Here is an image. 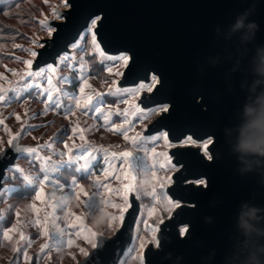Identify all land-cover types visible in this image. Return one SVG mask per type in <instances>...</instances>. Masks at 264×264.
Segmentation results:
<instances>
[{
  "label": "water",
  "instance_id": "95a60500",
  "mask_svg": "<svg viewBox=\"0 0 264 264\" xmlns=\"http://www.w3.org/2000/svg\"><path fill=\"white\" fill-rule=\"evenodd\" d=\"M69 2L72 9L58 8L70 12L69 23L41 60H50L90 16L102 13L98 39L112 55L130 52V78L156 71L162 83L157 85L156 102L170 105L171 115L158 112L146 123L149 128L144 127L141 138H155L163 127L182 134L181 139L193 134V139L201 138L196 145H185L190 149L188 180L177 187L178 167L168 175L173 180L163 185L162 194L168 193L179 203L159 200L166 215L148 223L140 239L145 245L140 250L144 264H264V154L246 147L264 140V126L258 123L264 116V0ZM148 107L155 108V104ZM14 138L18 144H5L0 151V197L8 170L21 167V156L42 151L40 142H22L18 133H12L9 140ZM208 139L216 145L212 151L209 144L212 161L200 150ZM28 147L37 152H28ZM174 151L167 147L165 153ZM196 180L205 183L196 184ZM189 184L199 191L187 190ZM128 197L131 207L125 221H119L111 234L99 236L89 256L73 264H120L124 260L136 240L142 209L135 191ZM253 210L254 216L249 215ZM182 228L187 229L183 235ZM38 255L39 251L33 252L27 264H38ZM17 261L14 250L2 264Z\"/></svg>",
  "mask_w": 264,
  "mask_h": 264
},
{
  "label": "rangeland",
  "instance_id": "374dc122",
  "mask_svg": "<svg viewBox=\"0 0 264 264\" xmlns=\"http://www.w3.org/2000/svg\"><path fill=\"white\" fill-rule=\"evenodd\" d=\"M63 7V0H22L0 12V25L5 31L4 34H0V89H3V94L10 101L0 102V142H7L12 133H18L19 140L22 142L42 143L40 155L21 156L19 158L21 167L9 169L7 172L6 186L0 197L2 211L0 264L6 261L15 249H19L17 264H27L28 259L25 258V254L30 257L36 251H39L38 264H45L48 261H53L55 264H73L84 256L79 251L81 247L87 251L91 248L84 237L88 235L87 229L96 231L88 210L95 209L98 198L102 200L105 212L117 218L113 221L115 229L118 226L120 209L113 207L112 204L123 205V184L129 182L123 177L121 165H124V169L130 171L133 176H136L135 184L139 187L140 174L152 170V159L155 158L159 162L156 178L152 179L149 173L150 180L147 191L142 193L151 192L155 187L158 197L163 196L160 185L165 184L164 178L172 171L165 163V158L159 155V153H165L168 147L165 146L163 139L157 142H155V138L140 137L135 142L123 139V133L128 125L124 123L125 117L122 114L117 118L114 109L117 106L133 109H131V105H117L118 97L105 98V108H102V113L108 111V104H112L113 108L111 118L104 121L103 115L95 113L94 108L89 109L88 116H84L80 110L75 108H73L75 115H68L63 109L53 111L43 102L47 99L46 95H38L31 84L27 87L23 86L21 77L25 76L27 71V65L23 61L31 58L30 52L27 50L38 46L35 41L49 36L46 25L41 21L46 17L55 18L53 9ZM115 58L109 57L108 59ZM100 59L98 55L95 60L85 58L77 68L71 71L68 68L59 69L53 83L57 88L64 89L69 95L72 92L78 94L80 83L84 78H87L91 85V88L86 89L87 92L105 93L107 91L105 80L110 83L111 79L99 65V63H104L105 66H108L107 62L99 61ZM61 75H65L64 81L58 82V77ZM44 86L47 87L46 81ZM53 96L54 98L61 96V93L53 92ZM66 98L61 97V105L65 108L68 107L63 104V101L68 102L64 100ZM93 98V103H97L95 95ZM71 103L74 105V101ZM158 112L143 113V121L139 119L140 113H137L136 116L129 115L128 120L133 122V128L142 131L144 125ZM113 123L120 126L119 132L112 129ZM77 124L84 130V141L79 139V132L75 134L70 132V128ZM61 129L68 130L72 139L64 136L65 133ZM57 133H59L58 136ZM133 134L129 133V135ZM52 137H55L54 141L50 139ZM65 141L69 147L73 148L71 154L67 153V149L64 147ZM46 143H52V148L44 147ZM5 144L0 143V147ZM74 144L75 146H73ZM153 147H156L157 150L155 154L151 153ZM89 150H92V155L95 158L84 166L85 162L80 157ZM105 150L109 153L128 150L130 155L128 158H116L113 161L116 164V173L111 177L102 178L101 186L97 187L94 185V178L90 177L93 173L95 176L103 177L100 163L103 162L106 155ZM60 152H64L65 155L60 156ZM53 153L56 154L53 155ZM68 155H72V158H69ZM36 156H51L53 162L51 164L46 162L44 166H41L40 161L35 158ZM109 159H111L110 156ZM159 164H165V166L161 168ZM116 174H119L121 178L116 179ZM41 179L47 183L45 185L46 193L54 191L57 198L68 197L62 209L48 207V203H56L50 196L46 197V201L43 203L35 200V191L39 187L37 181ZM75 183L83 184L89 196L85 197L81 194L78 201L75 197ZM104 184L119 189L120 194L115 191L109 193L102 186ZM104 198L110 200L111 204L105 205ZM138 198L141 201L142 209L136 230L137 237L131 250L120 264H140V239L146 232L147 224L156 223L166 215L164 207L160 204V198L153 199L148 195ZM82 201H85V205ZM38 209L39 211H37ZM44 209L52 213L51 216H48L46 225L44 224L46 213L41 216ZM71 213L82 215L84 217L82 223L76 227H68L74 220ZM37 220L41 222L36 223ZM45 228L47 233H45ZM9 229H11L9 231L11 238L6 239L3 232ZM114 230H106L104 234L109 235ZM77 232H80V235H77ZM69 239L72 240L71 244L67 242Z\"/></svg>",
  "mask_w": 264,
  "mask_h": 264
},
{
  "label": "snow or ice",
  "instance_id": "6c2138e0",
  "mask_svg": "<svg viewBox=\"0 0 264 264\" xmlns=\"http://www.w3.org/2000/svg\"><path fill=\"white\" fill-rule=\"evenodd\" d=\"M64 7L66 9H72L73 4L69 2V0H63ZM53 13L55 15V21H42L41 23L46 25L47 32L49 36H52V39H48L45 37L43 40L35 41V43L38 45V47L34 49H28L27 51L30 52L31 58L23 61L24 64L27 65V71L25 73V76L21 77V81H23V86L27 87L29 84H31L34 88V91L40 95V96H47V99L43 102L45 105H48L52 108L53 111L61 110L68 114V115H75V111L73 108L78 109L82 112L84 116L89 115V109L94 108L95 113H99L103 115L104 121H108L112 116V104H108L107 108L108 111H105L102 113V108H105V98L110 97H118L116 100L117 105H131L130 110L129 107H115V112L117 114V118H119V115H123L125 117L124 123L128 125V128L123 133V139L125 141H131L135 142L138 140L142 135L143 131H137L135 128H133L132 121L128 120V116H136L137 113H140L139 119L141 121L144 120L143 113L145 110L148 112L153 111H159L161 113H166L168 115H171L170 112V105L169 103L159 104L156 102V97L158 95V87L159 84L162 86V83L160 81V76L157 74L156 71L149 70L145 76L140 78H130V73L133 71L132 65H133V56L130 55L128 51H118L116 52L117 55H112L106 46L102 43L100 39H98V29L100 28L101 22L103 20V14H95L93 16H90L87 21L81 26V28L77 31L76 36L69 41L63 49L60 51H57L55 56L51 57L50 60L45 59L41 60V57L44 56L45 52L49 49L50 46L55 47L57 38L61 35V30L65 28L69 23V14L70 12H61L58 9H53ZM65 20L66 23H56V21ZM71 49L72 51H69ZM97 55L101 58V60H105L107 62L108 66H105L104 63H99L100 67L105 71L109 78L111 79V82L109 83L108 80H105V84L107 86V91L105 93L95 92L94 94L91 92H87L86 89L91 88V85L89 84V81L87 78H84L83 81L80 83L78 87V94L76 92H72L71 95L66 93L64 89L57 88L56 84L53 83L54 77L57 76L58 70L62 68H68L70 71L74 68H77V66L80 64L81 61H83L85 58H89L92 60H95ZM116 57L115 59H108L109 57ZM33 65H35V69H33ZM38 78V79H34ZM65 75H61L58 77L59 81H64ZM118 78V79H116ZM46 81L47 87L44 86V82ZM125 81H129L128 83H125ZM131 85V86H124V85ZM42 90V91H41ZM53 92H60L61 96H57L54 98ZM120 93H123L122 95ZM94 95L96 96L97 103H93L94 101ZM61 97H67L64 100H67L68 102L65 103L63 101L64 105H67L68 107L65 108L61 105ZM103 99H100V98ZM128 97V98H125ZM74 101V105L71 103ZM0 102H10L6 98V96L3 94V89H0ZM149 104H155V108H149ZM143 105V107H142ZM173 108V106H172ZM164 115H161L154 123H158L160 119H162ZM19 119V117H17ZM112 129L114 131L119 132L120 126L113 123ZM144 127L149 128V125H144ZM63 133H65L64 136L68 137V139H72V136L69 135V131L66 129H61ZM70 132L75 134L79 132V139L81 141L85 140V135L83 134L84 130L79 126V124L73 126L70 128ZM134 133L133 135H129V133ZM170 133L172 134L171 141L169 139ZM57 136L59 133L56 134ZM182 134H177L169 127H163L158 130L155 142L159 141L160 139H163V142L165 146L168 147H174L175 151L172 153V155H169L168 153H159L160 156L165 158V163L167 164L169 169H177L179 167L180 170H178L175 173V180L177 183V187L183 186V184L188 180V172H189V155H190V149L185 147V145L192 144L196 145L201 138L198 137L197 139H193V135H188L181 139ZM51 140H55V137L50 138ZM175 142V143H173ZM0 143H6V144H12L16 143V139H10L7 142H0ZM18 144V143H16ZM209 144H212V151H214L216 145L213 143L211 139L204 140L202 143V148L200 149L203 151L204 156L207 157L208 161L213 160V155L210 154ZM75 146V144L73 145ZM82 146V145H81ZM80 146V147H81ZM44 147L51 149L52 143H46ZM64 147L67 149V153L71 154L73 151L72 147L68 146L67 141L64 142ZM119 147L118 145L116 146ZM4 147H0V151H3ZM28 152L35 154L37 152V148L28 147L26 148ZM156 147H153L151 149V153H156ZM106 155L103 158V162L100 163L101 170L103 172V177L101 176H95L94 173L90 178H94V185L97 187H100V181L102 178H108L113 176L116 173V164L113 162L116 158H128L130 155V152L128 150L124 151H112L108 152L105 150ZM56 153H53L55 155ZM60 156H64V152L59 153ZM109 156L111 159H109ZM173 156L175 157V162H172ZM69 158H72V155H68ZM37 160L40 161V165L44 166L45 163L51 164L53 162V159L51 156H36ZM95 156L92 155V150L87 151L84 155L80 157L81 160L85 162V165H87V162L94 159ZM125 162L126 159H125ZM200 162H204V158L200 157ZM158 161L153 158L152 159V170L146 173H150L151 178L155 179L157 175V165ZM165 164H159V167H164ZM123 170V177L124 179L128 180V183L123 184V193H122V199H123V205H116L112 204L113 207H118L120 209V215H119V221L123 223L125 221V213L128 211V209L131 207L129 203V197L128 193L135 191L139 196L142 195H148L151 196L153 199H165L168 200L170 203L177 204L179 203L178 200H171L168 196V193H164L162 197L157 196V192L155 190V187H153V190L151 192L142 193L139 189V187L134 183L136 180V176H133L130 171L127 169H124V165L120 166ZM120 175L116 174V179H120ZM164 180L166 182H171L173 180L172 176L165 177ZM39 183V187L35 191V200L40 202H45L46 197L50 196L52 200L56 201L55 204L48 203L49 208H60L62 209L64 206V202L68 199V197H59L57 198L56 193L54 191L50 193L45 192V185L47 184L45 180L41 179L37 181ZM196 184H204L205 182L203 180H196ZM109 193L115 191L118 194H120L119 189H114L110 187L108 184L102 185ZM75 197L79 201L81 194L83 196L88 197L89 193L85 190V187L81 183H75ZM161 188H163V184L160 185ZM187 190L191 191H199V189H192L191 184H189V188ZM169 191H174L173 189H169ZM83 205H85V201H82ZM104 204H111V201L107 198H104ZM35 207V205H33ZM101 211H105V208L102 207L100 209ZM39 211V209L37 210ZM46 211V210H45ZM92 211L88 210V214L90 215ZM19 215V213H17ZM52 213L46 211V216L44 219V224L46 225L48 222V216H51ZM71 215L74 217L73 222L68 225V227H76L78 224H81L84 217L82 215H76L75 213H71ZM117 218L112 216L111 214H108V224L107 228L111 231L115 229V225L113 221H115ZM40 220H37L36 223H40ZM14 227V226H13ZM83 230V229H81ZM186 228L181 229V235L184 234L186 231ZM9 229L8 231L3 232V236L6 239H10L9 236ZM153 231H156L154 228ZM88 235L84 237L85 240L88 241L91 248L97 247V238L99 236H103L104 232H97L93 231L92 229H87ZM45 233H47V229L45 228ZM77 235H80V232L76 233ZM68 244L72 243V240L69 239ZM144 242L141 240L139 247L143 248ZM15 251H19V249H15ZM80 253H82L85 257L89 256V252L81 247L79 249ZM25 258L28 260H31V257H27L25 254ZM140 264H144V256L143 254L140 255Z\"/></svg>",
  "mask_w": 264,
  "mask_h": 264
},
{
  "label": "clouds",
  "instance_id": "9594fccd",
  "mask_svg": "<svg viewBox=\"0 0 264 264\" xmlns=\"http://www.w3.org/2000/svg\"><path fill=\"white\" fill-rule=\"evenodd\" d=\"M258 123L264 126V116L261 117V120ZM261 145H264V140H261L259 143L246 144V147H249L252 151H258L264 154V147H262ZM149 180H150L149 173L144 172L140 174L139 189L141 192L147 191ZM102 207H103V202L101 199L98 198L95 205V209L90 214L91 222L97 232H105L106 230H109L107 228L108 213L105 211H101L100 209ZM254 214H255V210H253L249 215L254 216ZM244 226L246 228H251V225H249L247 222H245Z\"/></svg>",
  "mask_w": 264,
  "mask_h": 264
},
{
  "label": "trees",
  "instance_id": "16d2710c",
  "mask_svg": "<svg viewBox=\"0 0 264 264\" xmlns=\"http://www.w3.org/2000/svg\"><path fill=\"white\" fill-rule=\"evenodd\" d=\"M22 0H0V12L5 9L6 7H10L11 5H13L14 3H18L21 2ZM1 23V21H0ZM5 31L3 30V28L0 25V34H4ZM74 79V77H73Z\"/></svg>",
  "mask_w": 264,
  "mask_h": 264
},
{
  "label": "built area",
  "instance_id": "2783aa9c",
  "mask_svg": "<svg viewBox=\"0 0 264 264\" xmlns=\"http://www.w3.org/2000/svg\"><path fill=\"white\" fill-rule=\"evenodd\" d=\"M45 210L47 211V209H44V210L42 211V213H41V216L45 215V213H46ZM145 233H147V231H146Z\"/></svg>",
  "mask_w": 264,
  "mask_h": 264
}]
</instances>
